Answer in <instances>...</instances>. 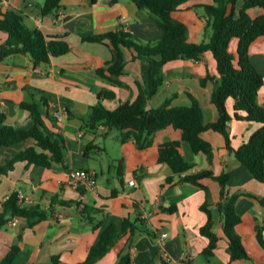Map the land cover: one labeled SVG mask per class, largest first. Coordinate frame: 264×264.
<instances>
[{"label": "crops", "instance_id": "1", "mask_svg": "<svg viewBox=\"0 0 264 264\" xmlns=\"http://www.w3.org/2000/svg\"><path fill=\"white\" fill-rule=\"evenodd\" d=\"M240 1L242 4L243 0ZM0 2L3 9L22 13L30 30L63 40L70 47L66 55L53 58L47 66L34 67L31 58L24 55H15L0 63V115H5L6 123L17 129L31 128L30 113L22 110L20 104L35 103L45 126L63 136L66 144L64 164L43 169L26 168L25 163H17L8 175L0 176V212L2 203L17 192L31 200L23 206H40L51 213L33 228H27L25 220L14 218L17 225L11 226L13 219L0 233V261L13 245H18L20 252L14 264H52L54 257L59 258V264H80L106 229L115 225L121 230L123 220L130 218L141 221L139 230L121 239L97 264H117L119 254L129 255L132 264H264V248L257 241L260 229L264 238V208L260 204L264 201V184L230 153L224 136L212 130L202 134L213 147L212 163L182 143L180 151L194 169L175 176L173 183L168 184L166 179L173 174L166 164L158 162V148L167 141H180L181 131L172 127L162 130L156 134L151 148L138 150L134 141L122 143L121 133L116 130L103 125L90 130L84 124L91 108L99 103L113 111L123 103L135 101L138 84L145 85L151 69L147 62L134 60L131 50L121 49L124 59L121 75L105 72L106 78L121 85L102 79L97 70L116 64L119 52L107 40L92 39L123 30L143 44L157 41L164 33L148 11L140 10L132 0H62L57 13L43 16L41 7L45 0ZM200 5L201 2H190L173 14L187 26L188 42L194 44L206 42L210 37L206 18L201 24L196 22L195 17L203 12V8H198ZM259 12L252 10L251 14ZM7 37L0 31V46ZM236 47L234 41L233 51ZM250 60L264 78V37L252 43ZM216 67L211 53L200 62L167 63L159 70L165 77L164 85L148 101L147 109L157 108L168 99L172 106H190L188 94H191L202 107L204 122H216L219 113L211 98L217 86L209 81L205 86L201 84L208 75L217 77ZM104 91L112 92L114 98L100 100L99 95ZM258 102L264 105V85ZM226 106L233 116L234 101L229 99ZM57 110L64 113L61 124L53 118ZM260 128L258 123L232 119L227 128L231 148L238 149ZM34 144L28 140L0 149V165ZM71 170L95 172L96 187L78 190L68 187L65 182ZM205 170L216 176H228L225 195L237 197L235 208L241 222L236 233L248 253V260L230 261L223 215L218 208L222 200L219 183L206 179L200 182L202 188L181 181L187 174ZM132 180L135 186L129 185ZM206 202L213 233L219 239L211 257L204 254L209 240L201 235L209 219L202 210ZM87 208L100 213L86 217L83 212ZM90 217L94 223H101L99 229H94L88 221Z\"/></svg>", "mask_w": 264, "mask_h": 264}, {"label": "trees", "instance_id": "2", "mask_svg": "<svg viewBox=\"0 0 264 264\" xmlns=\"http://www.w3.org/2000/svg\"><path fill=\"white\" fill-rule=\"evenodd\" d=\"M132 1L140 10L149 12L164 35L159 40L146 44L140 43L136 37L123 30L93 38L92 40L96 42L107 40L110 46L119 52L117 63L97 70V74L102 79L121 85L106 78L105 72L114 76L121 75L124 69L121 49H128L133 52L134 60L150 64L149 78L144 86L138 84L139 92L135 101L123 103L113 111L108 110L101 103L92 107L90 115L84 121L86 127L96 130L99 125H103L109 130H116L121 133L122 143L134 141L138 150L151 148L156 134L162 130L172 127L181 131L180 141H167L158 148V162L166 164L173 174L166 179L168 184L173 183L175 176L184 175L194 169V165L188 163L180 151L182 143H187L194 154H203L209 163L213 162V147L202 137L204 132L212 130L224 136L230 153L258 182L264 184V105L258 102L264 78L250 60L252 43L264 37V0H243L242 4L240 0ZM190 2H201L198 8H203L206 30L211 31L207 42L189 43L187 26L173 17L180 7ZM61 3L62 0H45L41 7V14L47 16L57 13L62 7ZM252 10H260V12L252 15ZM0 31L8 35L5 43L0 46V63L9 57L24 55L31 58L34 67L47 66L53 58L64 56L70 51L67 42L46 37L38 30H30L25 25L22 13L17 10L3 9L1 5ZM234 41L237 42L235 51L232 49ZM207 53H211L216 61L217 77L208 75L201 80V84L205 86L209 81L217 86L211 98L212 104L219 113V119L216 122L209 124L204 122L202 107L191 94H188L190 106H172V101L168 99L157 108L147 109L148 101L153 99L164 85L165 77L159 72L161 68L176 60L200 62ZM99 97L100 100L113 99L114 94L104 91ZM229 99L234 101L233 116H230L227 111L226 103ZM20 108L30 113L33 125L29 129H17L6 123L5 115H0V149L16 146L28 140H33L35 144L13 155L4 165H0V176L8 175L17 163H25L26 168L33 166L43 169H51L54 164H64L66 144L63 136L45 126L42 114L35 103H21ZM232 119L261 125L249 141L236 150L231 148L230 134L227 132L228 124ZM206 179L216 181L221 187L222 200L218 208L223 215L230 261L248 260V253L240 236L236 233V227L241 222L235 208L237 197L225 195L228 176H216L212 171L205 170L187 174L181 178V181L202 187L200 182ZM61 203L79 205L78 202ZM260 204L264 208L263 200ZM207 205L208 202L202 206V210L207 213L209 219L201 229V235L209 240L204 254L211 257L219 239L213 233V221ZM48 210L40 206H23L19 201L18 193L13 192L2 203L0 233L14 218L25 220L27 228H33L51 214ZM83 213L86 217L89 215L94 217L100 212L87 208ZM91 217L88 221L95 230L99 229L101 223H94V218ZM138 223H141L139 219L126 218L123 220L121 230H118L115 225L110 226L90 249L87 259L80 264H97L115 249L121 239L133 236L139 230ZM257 241L264 248L261 229L258 231ZM19 252V246L13 245L0 264H14ZM118 257L117 264H132L129 255L119 254ZM52 264H59V258L54 257Z\"/></svg>", "mask_w": 264, "mask_h": 264}, {"label": "built area", "instance_id": "3", "mask_svg": "<svg viewBox=\"0 0 264 264\" xmlns=\"http://www.w3.org/2000/svg\"><path fill=\"white\" fill-rule=\"evenodd\" d=\"M1 5V2H0ZM64 113L60 110H57L53 113L54 120L61 124L64 121ZM62 183V182H60ZM65 184L74 189L78 190L80 188L93 189L96 187V175L95 172L90 170H71L67 175V180ZM130 186H135V181L129 182ZM18 198L21 204H30L31 200L24 196L22 193H18ZM17 225V219H14L11 222V226L15 227ZM166 235H162V238H165Z\"/></svg>", "mask_w": 264, "mask_h": 264}, {"label": "rangeland", "instance_id": "4", "mask_svg": "<svg viewBox=\"0 0 264 264\" xmlns=\"http://www.w3.org/2000/svg\"><path fill=\"white\" fill-rule=\"evenodd\" d=\"M201 13H199V17L197 18V17H195L196 18V22H199L198 24H201L202 22L201 21H203L204 22V19H205V14L202 12V11H200ZM203 17V18H202ZM203 19V20H202ZM208 34L209 35H211V31L210 30H208ZM208 41V40H207ZM206 41V42H207ZM190 43V42H189ZM88 139V136H86L85 137V140H87Z\"/></svg>", "mask_w": 264, "mask_h": 264}]
</instances>
